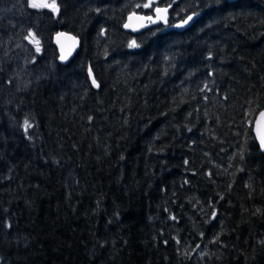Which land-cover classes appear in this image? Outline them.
Wrapping results in <instances>:
<instances>
[{
  "label": "trees",
  "instance_id": "obj_1",
  "mask_svg": "<svg viewBox=\"0 0 264 264\" xmlns=\"http://www.w3.org/2000/svg\"><path fill=\"white\" fill-rule=\"evenodd\" d=\"M26 2L0 0V264H264V0H161L201 15L137 34L145 0Z\"/></svg>",
  "mask_w": 264,
  "mask_h": 264
},
{
  "label": "water",
  "instance_id": "obj_2",
  "mask_svg": "<svg viewBox=\"0 0 264 264\" xmlns=\"http://www.w3.org/2000/svg\"><path fill=\"white\" fill-rule=\"evenodd\" d=\"M37 1V0H34ZM160 0H146L147 5H157ZM201 13H190L183 19L178 20L171 24L167 29L182 32L190 27L196 19L200 17ZM168 12L163 6H158L154 10V16L149 18L144 14L131 13L129 14L124 23L123 30L130 33H140L148 25V21L152 24L162 23L167 24ZM32 36V33L30 34ZM52 45L56 50V61L60 65H67L75 53L79 50L80 40L70 32L57 31L51 37ZM37 44V42H35ZM89 78L92 79V72L88 69ZM252 134L256 144L261 152H264V109L259 111L252 122Z\"/></svg>",
  "mask_w": 264,
  "mask_h": 264
},
{
  "label": "rangeland",
  "instance_id": "obj_3",
  "mask_svg": "<svg viewBox=\"0 0 264 264\" xmlns=\"http://www.w3.org/2000/svg\"><path fill=\"white\" fill-rule=\"evenodd\" d=\"M28 6L30 8H33V9H38V8H49V9H52L54 8L55 6V0H37V1H34V0H26ZM15 4H16V7L15 5H11V6H7L5 12L7 15L11 16L13 19L16 17V13L17 11H19L18 9V2L16 3L15 1ZM164 6H167V4H165ZM15 7V8H14ZM154 7L155 6H149L147 7L145 5V3L142 5L141 9H148V15L149 16H152V13H153V10H154ZM16 44V43H15ZM12 45H14V43H12ZM18 53H21V47L18 46V45H15L14 47ZM25 53L26 51L24 52V54L20 57H18L17 59H15V64L14 66L17 68V69H20L22 72H27L28 71V67H27V62L25 61Z\"/></svg>",
  "mask_w": 264,
  "mask_h": 264
},
{
  "label": "bare ground",
  "instance_id": "obj_4",
  "mask_svg": "<svg viewBox=\"0 0 264 264\" xmlns=\"http://www.w3.org/2000/svg\"><path fill=\"white\" fill-rule=\"evenodd\" d=\"M70 63V62H69Z\"/></svg>",
  "mask_w": 264,
  "mask_h": 264
}]
</instances>
